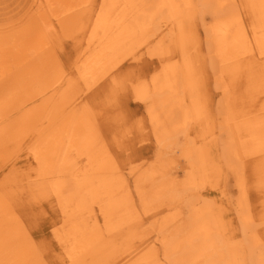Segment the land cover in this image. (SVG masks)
I'll list each match as a JSON object with an SVG mask.
<instances>
[{"label": "bare ground", "instance_id": "bare-ground-1", "mask_svg": "<svg viewBox=\"0 0 264 264\" xmlns=\"http://www.w3.org/2000/svg\"><path fill=\"white\" fill-rule=\"evenodd\" d=\"M204 13L212 20L202 40ZM212 81L243 200L255 187L248 165L264 195V0L1 1L0 264H46L21 223L20 194L33 206H58L60 264H264V200L258 216L242 210L244 238L236 239L216 197L204 204L187 194L184 208L178 195L172 204L170 191L182 186L157 165L182 138L197 158L210 155L203 121L214 105L202 88ZM114 89L144 115L120 119L116 97L102 96ZM148 126L163 154L156 168H131L134 194L115 155L123 139L146 140ZM24 160L28 176L15 169ZM207 165L198 163L184 194L209 182ZM155 177L172 184L167 192ZM141 216L155 229L143 228Z\"/></svg>", "mask_w": 264, "mask_h": 264}, {"label": "rangeland", "instance_id": "rangeland-1", "mask_svg": "<svg viewBox=\"0 0 264 264\" xmlns=\"http://www.w3.org/2000/svg\"><path fill=\"white\" fill-rule=\"evenodd\" d=\"M5 2L6 0H1ZM0 1V2H1ZM11 1V0H7ZM211 18L208 15V13L203 14V18L199 21L198 26L200 28V39L204 40L203 36V28L202 24L209 25L211 23ZM70 46V43L66 45V51L67 54L70 56V61L72 60L73 56L70 54V51L68 50V47ZM203 49L201 50V55H198V58L200 60H203L205 56L207 55V48L203 44ZM147 56L144 55V59ZM65 62H67V58H63V64L65 66ZM134 63V62H133ZM132 61L127 62L124 64L122 69L120 70V73L117 75V81L120 77H122L125 72L126 66H129L133 64ZM134 65V64H133ZM66 68V66H65ZM118 72V71H117ZM116 72V73H117ZM149 76V75H148ZM211 79L213 80V76H211ZM138 80V79H137ZM115 82V80L113 81ZM210 84H207V88L204 89V86L202 88V92L205 95L210 96V99L213 101V109H209V117L207 121H203L206 126L209 127V130L212 129V136L207 139V141L214 140L211 147L210 155H206L203 159L202 157L197 158L196 155L193 153V151L188 148L189 145H187L183 138L178 144H175V150L171 153H167L166 155L163 154V151L160 149V146L157 145V141L152 135L151 139H149V126L148 129L145 132H143V136H146V140L144 139L141 142H137L138 140L133 137L130 140L129 139H123V146L122 150L118 155H115V158L117 159L118 164L120 165L119 169L120 172L123 171L124 174V183L126 185V191H131L135 194L134 186H129L130 184V173H133L131 171V168H156L153 166V161H157V159H154V156L157 157L160 153L161 157H159V161H157V165L160 169H168V176L170 179L174 178L177 179L178 184L182 186V188H179L175 191H170V196H176L173 197V203L178 202V195L180 197L185 198L183 202V207L185 208V205L188 203V195H192L193 200H198L199 202L204 203V197L206 198V202L211 201L213 203L212 199H214L217 202V204L222 206L223 212L226 210L227 219L231 222V224L234 227V233H238L239 237L236 239L244 238L240 232V226H241V214L242 210L244 211H250L252 215L258 216L260 214V211L263 208L262 201L264 200V195L259 192L256 189H259L258 179L257 175L254 173V168L252 169V165H248L247 168L249 169V172L247 173V185H255L252 189H249L246 200H243V195L241 193V187L239 183L238 176L233 174L231 163L236 161L235 153L232 148L234 146V141H232L230 135L221 127L220 125H223V116L220 114L216 106H218L220 100H221V93L219 89L216 87L215 83L209 82ZM123 91L114 89L113 94L109 95H102L105 98L110 99V102H113L115 100L114 96L116 97L117 103L116 106L119 107L120 114L118 117L120 119L123 118L126 121L130 123V121H136V111L139 109V112L141 113V117L144 115L145 111L143 107H138L137 102L130 97H128V100H122L121 95L123 94ZM85 95L90 96V94L85 92ZM140 103V102H138ZM142 104V103H140ZM118 110V111H119ZM135 113V114H134ZM138 126V125H137ZM225 126V125H224ZM226 127V126H225ZM120 129L121 126H120ZM120 129H117L120 131ZM143 130V128H142ZM139 134H142L141 130H137ZM208 131V130H207ZM194 136H196V132H193ZM218 136L221 137L220 140H218ZM206 158V160H205ZM229 159V160H228ZM31 161L33 160L30 159ZM30 160H24L19 161L17 168V172H19L21 175L28 176L30 168H19V163L23 166L27 162H30ZM231 160V162H229ZM198 163H206L208 172L210 175L209 182L203 186L202 188H192L189 189L186 194L183 193V191H186L187 188H183L185 185V182H191L189 181V178L192 177L193 173L196 172V168L198 167ZM238 164V161H237ZM261 166H264L262 164ZM214 168H218L219 171L212 176L210 173ZM264 168L261 167V171ZM154 171V170H153ZM251 173V174H250ZM258 173V172H257ZM34 174V172H33ZM156 182L159 184H163L165 188L164 191H168V188L171 187L172 184L167 185V181L163 178L155 177L154 178ZM29 180H26V183ZM133 179L131 177V184ZM25 183V184H26ZM157 185V184H156ZM133 194V195H134ZM17 203L15 204L16 209L18 213L20 214L21 223L25 229L30 235V240L33 242V244L36 246L37 253L39 254L40 258L42 259V262H46V264H60L61 262V250L59 247V243L54 235V230L56 228L54 222L56 220V214L59 211L58 206L56 204L50 201H45L41 205L33 206L31 204L30 198L26 197L25 194H20L17 197ZM137 200V209L141 210V203L139 199ZM16 201V200H15ZM15 203V202H14ZM157 203V202H155ZM152 203L153 205L156 204ZM205 204V203H204ZM171 205V204H170ZM182 210L184 208L180 205ZM160 210V209H159ZM157 211V208H156ZM141 221V224L143 225V228L146 227L154 230V226L149 225V218H139ZM140 226V225H139ZM152 235V234H151ZM161 236L160 234H157Z\"/></svg>", "mask_w": 264, "mask_h": 264}]
</instances>
